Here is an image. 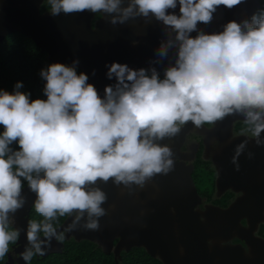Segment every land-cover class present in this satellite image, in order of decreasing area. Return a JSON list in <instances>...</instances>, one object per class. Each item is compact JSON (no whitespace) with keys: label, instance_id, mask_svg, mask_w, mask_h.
Returning <instances> with one entry per match:
<instances>
[{"label":"clouds","instance_id":"1","mask_svg":"<svg viewBox=\"0 0 264 264\" xmlns=\"http://www.w3.org/2000/svg\"><path fill=\"white\" fill-rule=\"evenodd\" d=\"M48 3L50 14L58 16L85 10L116 12L120 0ZM240 3L242 0H179V16L166 11L176 7V0H133L122 10L120 23L132 14L135 5L137 14L146 17L152 13L176 30V38L182 42L179 59L163 81L155 74L149 78L143 69L137 78L127 65L113 63L108 76L115 74L118 83L115 92L111 86L105 87V101L94 85L86 83V74L77 75L75 67L53 63L40 72L46 80L47 100L30 102L29 94L0 91V125L4 129L0 134V257L8 253L9 242L18 236L6 227L8 213L24 206L21 177L36 193L35 210L46 220L57 212L63 216L73 210L81 215L87 210L89 217L103 216L100 204L105 200L104 193L86 191L85 185L113 177L116 183L142 185L145 178L167 173L173 166L168 159L171 150L153 143V139L175 135L179 131L177 122L191 121L200 126L222 120L234 110H264V11L253 14L251 23L243 21L247 32L233 20L222 33H199L195 38L188 35L196 30L198 22L210 23L219 6L231 9ZM111 23H117V18L113 17ZM126 72V79L133 82L131 87L124 83ZM21 87L17 82L15 89ZM247 116L250 121L260 119L258 112L248 111ZM261 131L264 123L256 124L253 135L259 136ZM13 141L19 151L10 149ZM41 171L42 178L32 176ZM85 227L99 230L96 220ZM40 230L48 239L56 235L50 223L32 222L27 232L29 242L37 240ZM34 246L42 255L39 244ZM31 255L28 252L23 258L28 260Z\"/></svg>","mask_w":264,"mask_h":264},{"label":"water","instance_id":"2","mask_svg":"<svg viewBox=\"0 0 264 264\" xmlns=\"http://www.w3.org/2000/svg\"><path fill=\"white\" fill-rule=\"evenodd\" d=\"M43 1L0 0V42L8 33H22L39 46L41 51L46 52L47 59L52 63L79 67L88 76L86 83L94 85L98 96L105 101V87L111 86L115 92L118 83L115 74L111 78L108 76L113 63L127 65L139 78V72L145 68V61L149 56H145L141 44L139 47L129 46V41L137 39L133 29L138 6L133 5L132 14L123 23L119 22L122 10L133 4V0H120L116 12L100 11L101 17L93 27V12L90 10L71 14L61 12L60 15L53 16L50 11L40 12ZM259 6V0H242V3L231 9L221 5L210 23L198 22L196 30L190 34L195 38L199 33H222L224 26L233 20L241 24L242 32H247L243 21L250 23ZM113 17L117 18L115 24L111 23ZM176 36L174 34L166 39L175 41ZM173 56V52L160 54L161 60L171 59ZM126 77L127 72L124 83L131 87L133 82ZM248 111L255 113L258 109L234 110L226 115L223 119L227 123L224 130L231 132L235 120L250 121ZM262 111L264 113L261 109ZM263 132L256 137L257 141L261 140ZM153 143L163 147L166 140L154 138ZM172 167L167 173L145 178L142 185L135 182L116 183L114 177L107 182L98 179L95 183L86 184V191L99 190L104 193L105 200L100 207L105 215L89 217L87 210L82 215L79 210H73L74 214L66 216L54 228L55 236L48 239L44 234H36L37 240L34 242H29L27 232L30 225L29 212L37 196L28 184L24 185L20 194L24 206L14 213H8L7 224L17 231L18 237L4 264H28L29 259L25 260L23 254L30 252L31 245L35 244H39L42 256L61 252L64 243L57 238L61 232L64 239L74 237L77 241L86 239L97 243L104 253L112 252L116 260L121 258L122 250L143 247L150 256L158 258L163 264H260L253 253L246 254L242 250H231L232 247L219 244L235 235L246 238L248 229L240 224L239 219L242 214L248 215L235 213L238 206H243V200L226 208L209 204L204 210L196 209L201 198L191 170L185 171L183 167L177 168L174 164ZM231 167L217 165L216 188L219 191L230 186ZM37 175L42 178L44 173L42 171ZM78 216L80 219L76 220ZM258 217V221L264 220L263 216ZM90 220L98 221L99 230L85 227ZM74 221V226L70 227ZM208 240L215 243L208 246Z\"/></svg>","mask_w":264,"mask_h":264},{"label":"flooded vegetation","instance_id":"3","mask_svg":"<svg viewBox=\"0 0 264 264\" xmlns=\"http://www.w3.org/2000/svg\"><path fill=\"white\" fill-rule=\"evenodd\" d=\"M43 2L40 12L50 11V4L43 8ZM179 9V0H176V7L166 11L179 16ZM137 13L138 8L135 12V28L133 29L137 39L129 41V46L142 45L145 56H149L143 68L145 75L151 78L155 74L158 80L163 81L166 79L167 70L177 66L182 42L176 38L175 41L166 39L177 33L173 32L174 29L171 26L158 20L154 14L149 13L145 17ZM100 17V12L93 13L92 27ZM188 35L193 38L190 33ZM161 45L164 46L163 49ZM169 52H173L175 56L161 60L160 54ZM75 70L77 75L82 73L79 67H75ZM257 112L260 113L259 120L255 122L235 120L229 133L224 130L227 123L223 119L200 126H196L191 121L185 124L177 122L179 131L175 135H166L164 139L166 140L165 146L169 147L172 153L168 159H171L177 168L183 167L185 171L191 170L192 179L201 198L196 209L204 210L209 204L226 208L234 202L243 200V204L241 203L243 206H238L235 213L248 215L242 216V214L239 219L240 224L248 229L246 238L235 235L230 239L220 241L219 244L232 247L231 250L233 248L242 250L246 254L253 253L256 260L264 264V220H257L260 218L258 215L264 217V134L260 141H257V136L253 135L256 124L264 123V113L261 109L255 113ZM239 136L241 137L237 141ZM233 141L235 143H232ZM241 145H243L242 148H240ZM238 148H240L239 155H237ZM218 164L232 166L231 172L229 171L231 184L222 191L216 188ZM172 171L174 172L173 167ZM205 182L208 187L202 185ZM74 213L72 211L67 216ZM214 243L212 240L207 241L208 246ZM31 250L38 253L34 245H31ZM13 257H15L14 254Z\"/></svg>","mask_w":264,"mask_h":264},{"label":"trees","instance_id":"4","mask_svg":"<svg viewBox=\"0 0 264 264\" xmlns=\"http://www.w3.org/2000/svg\"><path fill=\"white\" fill-rule=\"evenodd\" d=\"M259 2L260 6L257 12L254 13L257 15L264 11V0H259ZM48 4V0H44L42 7L46 8ZM46 56L47 53L41 51L40 47L27 36L19 32L8 33L0 42V91H20L29 94L30 102L35 99L47 100L44 91L46 80L41 77L40 72L42 69L46 70L53 63ZM17 82L22 83V87L19 89H15ZM3 130V126L0 125V134H2ZM9 147L12 151H19L16 141H13ZM8 154L10 155L11 152ZM5 159H7V155ZM15 170L16 165H13L12 171L15 172ZM35 175L37 173L33 172L32 176L34 177ZM20 179L21 187L28 184L25 178L21 177ZM202 185L208 187L206 182ZM67 214L65 213L61 216L57 212L54 218L46 220L36 212L33 205L29 212V221L30 223L35 222L38 224L50 223L55 228L62 223ZM6 230L8 232H17L9 224H7ZM42 234H44L42 230L37 232V235ZM57 237L64 243L61 252H53L42 256L31 250L32 255L28 264H163L158 258L150 256L142 247H133L129 251L123 250L121 251V258L116 260L112 252L104 253L95 242L86 239L77 241L74 237L64 239L62 232ZM16 240L17 238L9 242V251ZM7 254L4 257H0V264L5 263Z\"/></svg>","mask_w":264,"mask_h":264}]
</instances>
